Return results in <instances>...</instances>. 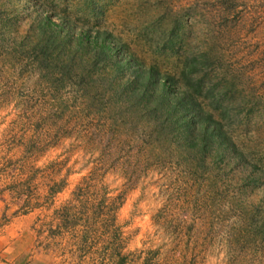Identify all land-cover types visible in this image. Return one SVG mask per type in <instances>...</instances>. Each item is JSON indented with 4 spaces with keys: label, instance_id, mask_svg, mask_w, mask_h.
<instances>
[{
    "label": "rangeland",
    "instance_id": "rangeland-1",
    "mask_svg": "<svg viewBox=\"0 0 264 264\" xmlns=\"http://www.w3.org/2000/svg\"><path fill=\"white\" fill-rule=\"evenodd\" d=\"M97 31L121 51L77 45ZM129 57L181 89L205 58L246 164L123 92ZM0 264H264V0H0Z\"/></svg>",
    "mask_w": 264,
    "mask_h": 264
},
{
    "label": "trees",
    "instance_id": "trees-1",
    "mask_svg": "<svg viewBox=\"0 0 264 264\" xmlns=\"http://www.w3.org/2000/svg\"><path fill=\"white\" fill-rule=\"evenodd\" d=\"M40 28L43 32H48L46 34L47 44H54L57 39H60L61 44H66L65 39L60 38L54 32L52 23L46 24L41 22ZM92 40L90 42L88 37L82 33L77 45H91L93 48L98 49V55L105 58H110L115 53L121 51L118 40L109 32L97 31L95 38ZM205 60L204 58L203 62L200 63L192 60L184 64L183 69L180 71L183 79V89L176 86L177 84L174 79L169 75H159L153 67L143 68L137 61L133 60L134 62H132L130 57L123 61L116 60L115 65L118 71L131 68L130 73L134 76L132 84L123 89V92L128 91V96H136V99H142L149 91L153 90V93L154 91H159L160 95L158 100H154L156 105L158 107H166V114L173 116V119L169 122L175 124V128L181 131L184 139L189 140V147H197L200 151H206L208 147L214 145L220 151L218 154L219 159L221 158V151L230 152L234 159L245 165L244 154L235 149L234 144L231 142L230 137L223 127L222 121L226 119V115L222 113L219 115V120H217L195 99L197 90L195 88L193 89L189 76L198 70L199 64L204 66ZM172 90H175L176 93L172 92ZM209 91L205 93V98H212ZM151 96L153 94L147 95L145 97L146 100L149 101ZM213 100H211V103L214 102ZM216 107L217 104L213 105V108ZM256 168H258L256 165L251 166L253 170Z\"/></svg>",
    "mask_w": 264,
    "mask_h": 264
}]
</instances>
